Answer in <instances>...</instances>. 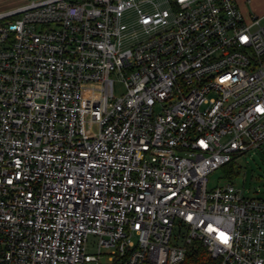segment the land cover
<instances>
[{
  "label": "built area",
  "instance_id": "1",
  "mask_svg": "<svg viewBox=\"0 0 264 264\" xmlns=\"http://www.w3.org/2000/svg\"><path fill=\"white\" fill-rule=\"evenodd\" d=\"M263 144L264 15L237 0L0 12V264H182L195 241L264 264V198L208 188Z\"/></svg>",
  "mask_w": 264,
  "mask_h": 264
},
{
  "label": "rangeland",
  "instance_id": "2",
  "mask_svg": "<svg viewBox=\"0 0 264 264\" xmlns=\"http://www.w3.org/2000/svg\"><path fill=\"white\" fill-rule=\"evenodd\" d=\"M15 1L17 0H0V3L9 4ZM247 2H242L241 8L253 14L257 1L255 0V3L254 0ZM113 78L115 80V92L117 95H121L125 92V85L116 75H113ZM236 161L237 168H239L237 177L232 180L227 179L224 171L220 168L209 176L208 188L213 189L217 185H223L228 181H232L244 196L264 198V144L260 148L252 149L248 153L240 155ZM179 231L177 224L173 234L177 235ZM92 240H94V237L90 236L89 250L91 252L94 251L91 245Z\"/></svg>",
  "mask_w": 264,
  "mask_h": 264
},
{
  "label": "trees",
  "instance_id": "3",
  "mask_svg": "<svg viewBox=\"0 0 264 264\" xmlns=\"http://www.w3.org/2000/svg\"><path fill=\"white\" fill-rule=\"evenodd\" d=\"M239 156L240 155H234L228 163L221 167L225 177L229 180L234 179L239 174V168H237L236 165V160ZM182 264H219V260L213 258L200 241H195L188 250L186 259Z\"/></svg>",
  "mask_w": 264,
  "mask_h": 264
},
{
  "label": "crops",
  "instance_id": "4",
  "mask_svg": "<svg viewBox=\"0 0 264 264\" xmlns=\"http://www.w3.org/2000/svg\"><path fill=\"white\" fill-rule=\"evenodd\" d=\"M29 1L31 0H17L13 3H9V4H3V3H0V12H4V11H7V10H11V9H15L17 7H20L22 5H25L26 3H28ZM247 1H251V0H237L240 8H241V3L242 2H246L248 3ZM257 2L255 3V0H254V3H255V9L253 10V14H256V15H264V0H256ZM241 10L245 13V14H250V12H248V10H243L241 8ZM248 12V13H247Z\"/></svg>",
  "mask_w": 264,
  "mask_h": 264
},
{
  "label": "snow or ice",
  "instance_id": "5",
  "mask_svg": "<svg viewBox=\"0 0 264 264\" xmlns=\"http://www.w3.org/2000/svg\"><path fill=\"white\" fill-rule=\"evenodd\" d=\"M189 219H191V217H189ZM209 231H215V229L209 228ZM219 239L225 244H227L229 241V237L223 232L219 234Z\"/></svg>",
  "mask_w": 264,
  "mask_h": 264
}]
</instances>
